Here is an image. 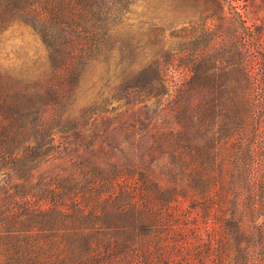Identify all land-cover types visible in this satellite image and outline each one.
<instances>
[{"label": "trees", "instance_id": "16d2710c", "mask_svg": "<svg viewBox=\"0 0 264 264\" xmlns=\"http://www.w3.org/2000/svg\"><path fill=\"white\" fill-rule=\"evenodd\" d=\"M14 27L43 55L0 68V264H264V0H0Z\"/></svg>", "mask_w": 264, "mask_h": 264}, {"label": "rangeland", "instance_id": "374dc122", "mask_svg": "<svg viewBox=\"0 0 264 264\" xmlns=\"http://www.w3.org/2000/svg\"><path fill=\"white\" fill-rule=\"evenodd\" d=\"M241 13L244 9L240 10ZM246 12V11H245ZM248 21L253 22L263 19V14L259 11L258 13H249L245 15ZM43 55L42 47L39 40L32 32L28 29L14 27L8 30L1 36L0 44V68L13 72L19 69L22 62L30 59L32 56ZM191 204L188 201L179 202L174 204V222H173V236L170 239V243L173 245V249H179L180 246L193 250V252H203L206 248V242L208 241L209 235L215 234L220 235L219 222L216 218H206L202 212L190 213ZM219 216V214H218ZM198 226L197 234H192L191 224ZM179 230L182 234H179ZM182 244V245H181ZM195 250V251H194ZM197 263L196 258H193ZM211 260V259H210ZM186 260L175 257L172 264H185Z\"/></svg>", "mask_w": 264, "mask_h": 264}]
</instances>
